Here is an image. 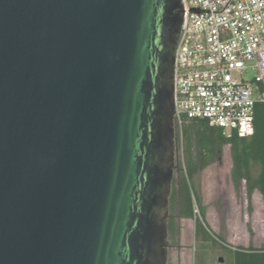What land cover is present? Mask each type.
<instances>
[{
	"label": "water",
	"instance_id": "95a60500",
	"mask_svg": "<svg viewBox=\"0 0 264 264\" xmlns=\"http://www.w3.org/2000/svg\"><path fill=\"white\" fill-rule=\"evenodd\" d=\"M181 0H0V264H167Z\"/></svg>",
	"mask_w": 264,
	"mask_h": 264
},
{
	"label": "built area",
	"instance_id": "2783aa9c",
	"mask_svg": "<svg viewBox=\"0 0 264 264\" xmlns=\"http://www.w3.org/2000/svg\"><path fill=\"white\" fill-rule=\"evenodd\" d=\"M174 123L206 122L230 137L254 134L264 104V0H181Z\"/></svg>",
	"mask_w": 264,
	"mask_h": 264
},
{
	"label": "trees",
	"instance_id": "16d2710c",
	"mask_svg": "<svg viewBox=\"0 0 264 264\" xmlns=\"http://www.w3.org/2000/svg\"><path fill=\"white\" fill-rule=\"evenodd\" d=\"M254 134L240 137L234 134L225 136L221 130L210 127L206 122H191L184 127V156L186 165H181L180 180L174 183L169 198L168 241L179 245L180 222L194 219L195 204L199 197L194 189L193 179L210 165L221 160L225 146H230L233 163L232 182L236 188L245 184L248 201L255 192L260 193L264 202V104L255 107ZM185 167V169H184ZM195 237L211 250L218 244L231 256L232 264H264L263 247H233L214 234L205 219L202 209L200 218L195 221Z\"/></svg>",
	"mask_w": 264,
	"mask_h": 264
},
{
	"label": "rangeland",
	"instance_id": "374dc122",
	"mask_svg": "<svg viewBox=\"0 0 264 264\" xmlns=\"http://www.w3.org/2000/svg\"><path fill=\"white\" fill-rule=\"evenodd\" d=\"M175 157L173 185L180 180L181 165L186 158L180 149L178 130L174 123ZM185 169V167H184ZM233 163L230 146H225L221 160L196 175L193 185L198 202L195 204L194 219L182 220L179 245L167 240V264H232L227 250L218 244L206 250L195 237V221L202 209L211 231L233 247H263L264 245V202L255 192L249 202L245 184L236 188L232 182Z\"/></svg>",
	"mask_w": 264,
	"mask_h": 264
},
{
	"label": "crops",
	"instance_id": "0c3cea01",
	"mask_svg": "<svg viewBox=\"0 0 264 264\" xmlns=\"http://www.w3.org/2000/svg\"><path fill=\"white\" fill-rule=\"evenodd\" d=\"M206 217V216H205ZM183 220H187V219H183Z\"/></svg>",
	"mask_w": 264,
	"mask_h": 264
}]
</instances>
